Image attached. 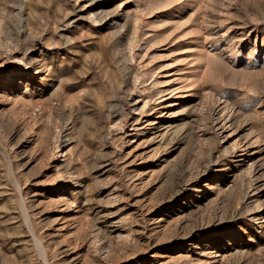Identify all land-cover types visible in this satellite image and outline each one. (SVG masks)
<instances>
[{
  "label": "rangeland",
  "instance_id": "1",
  "mask_svg": "<svg viewBox=\"0 0 264 264\" xmlns=\"http://www.w3.org/2000/svg\"><path fill=\"white\" fill-rule=\"evenodd\" d=\"M0 264H264V0H0Z\"/></svg>",
  "mask_w": 264,
  "mask_h": 264
},
{
  "label": "bare ground",
  "instance_id": "2",
  "mask_svg": "<svg viewBox=\"0 0 264 264\" xmlns=\"http://www.w3.org/2000/svg\"><path fill=\"white\" fill-rule=\"evenodd\" d=\"M102 12H104V11H102ZM20 22H22V20L20 21ZM2 26V25H1ZM20 32V31H19ZM23 32V31H22ZM26 34V33H25ZM26 36V35H25ZM12 45V44H11ZM32 59V58H31ZM34 60V59H33ZM29 63L28 62H24V68L27 70L28 69V67L30 68V66L28 65ZM36 70H37V75H40V73H41V71H42V69L40 68V67H36ZM29 71H30V69H29ZM24 72L22 71V68H20L19 69V71H17L15 68H13L12 69V71L7 75V78L8 79H10V81H11V83H14V84H16V83H18V85H20V86H22V87H24V89H25V91H27V86H28V83H25L26 82V79L24 78ZM12 79H14V80H12ZM34 94V93H33ZM219 111L217 112V113H215V114H218L219 112H221L222 110H223V108H221V109H218ZM229 118L227 117L226 119H222L221 120V118H214V121H213V126H214V128L219 132V133H221L222 132V130H223V128H224V126L227 124V122H231V119L229 120ZM231 124V123H230ZM214 129V130H215ZM217 132V133H218ZM246 145H248L247 144V142L243 145V147H245V148H247L246 147ZM249 158H250V160L252 161V163L254 164V169H253V173L255 174L254 175V178L252 179L254 182H257L258 180H259V175H258V172L260 171V169H259V167L257 168L255 165V160H257V159H255L256 158V154L254 153V152H252V153H250L249 154ZM263 177V176H262ZM261 178V177H260ZM253 186V185H252ZM257 187V186H256ZM259 188V187H258ZM257 188V189H258ZM255 189V188H254ZM25 218H27V217H25ZM27 220V219H26ZM35 239V238H34ZM37 247H38V251L40 252V254L42 255V256H44V249L40 246V245H37Z\"/></svg>",
  "mask_w": 264,
  "mask_h": 264
}]
</instances>
